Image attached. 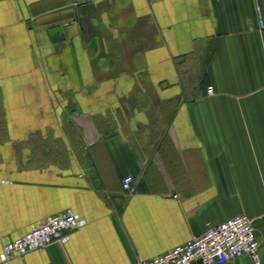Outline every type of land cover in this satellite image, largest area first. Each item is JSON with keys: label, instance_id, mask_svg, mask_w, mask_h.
I'll list each match as a JSON object with an SVG mask.
<instances>
[{"label": "crops", "instance_id": "obj_1", "mask_svg": "<svg viewBox=\"0 0 264 264\" xmlns=\"http://www.w3.org/2000/svg\"><path fill=\"white\" fill-rule=\"evenodd\" d=\"M67 209L10 264H141L242 214L264 264V0H0V252Z\"/></svg>", "mask_w": 264, "mask_h": 264}, {"label": "built area", "instance_id": "obj_2", "mask_svg": "<svg viewBox=\"0 0 264 264\" xmlns=\"http://www.w3.org/2000/svg\"><path fill=\"white\" fill-rule=\"evenodd\" d=\"M210 94H213L212 87L208 89ZM122 182L128 194L136 193L137 186L132 177H126ZM86 224L85 219L72 209L46 218L30 232L3 245L0 264H10L12 259L33 251H45L54 243L66 244L72 230L83 228ZM243 256H249L255 264H260L259 242L253 221L244 214L210 227L202 235L194 236L186 243L141 264H226Z\"/></svg>", "mask_w": 264, "mask_h": 264}, {"label": "water", "instance_id": "obj_3", "mask_svg": "<svg viewBox=\"0 0 264 264\" xmlns=\"http://www.w3.org/2000/svg\"><path fill=\"white\" fill-rule=\"evenodd\" d=\"M64 29L59 27V28H54L50 31V34L52 35V39L54 41H61L64 38ZM196 264H201V262H197Z\"/></svg>", "mask_w": 264, "mask_h": 264}]
</instances>
